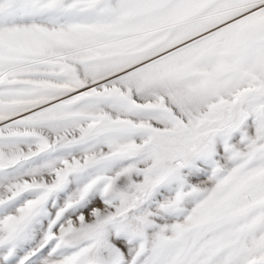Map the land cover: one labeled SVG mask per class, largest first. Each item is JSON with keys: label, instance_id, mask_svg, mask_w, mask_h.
<instances>
[{"label": "snow or ice", "instance_id": "1", "mask_svg": "<svg viewBox=\"0 0 264 264\" xmlns=\"http://www.w3.org/2000/svg\"><path fill=\"white\" fill-rule=\"evenodd\" d=\"M0 264H264V0H0Z\"/></svg>", "mask_w": 264, "mask_h": 264}]
</instances>
